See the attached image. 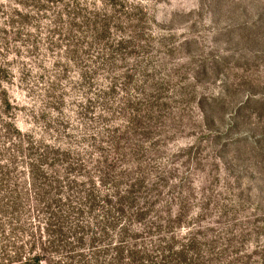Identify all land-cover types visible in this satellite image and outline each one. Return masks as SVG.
Listing matches in <instances>:
<instances>
[{
  "label": "rangeland",
  "instance_id": "374dc122",
  "mask_svg": "<svg viewBox=\"0 0 264 264\" xmlns=\"http://www.w3.org/2000/svg\"><path fill=\"white\" fill-rule=\"evenodd\" d=\"M0 264H264V0H0Z\"/></svg>",
  "mask_w": 264,
  "mask_h": 264
}]
</instances>
